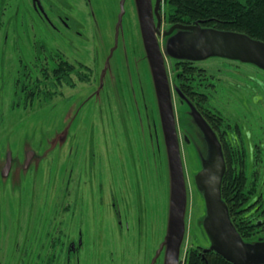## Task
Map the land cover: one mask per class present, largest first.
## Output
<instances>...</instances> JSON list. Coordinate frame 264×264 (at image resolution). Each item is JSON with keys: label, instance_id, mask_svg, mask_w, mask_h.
<instances>
[{"label": "rangeland", "instance_id": "obj_1", "mask_svg": "<svg viewBox=\"0 0 264 264\" xmlns=\"http://www.w3.org/2000/svg\"><path fill=\"white\" fill-rule=\"evenodd\" d=\"M108 2L68 0L71 28L58 33L34 13L31 0H0V264H47L49 257L52 264H65L79 230L83 246L70 264L167 263L178 222L151 59L136 0L124 13L115 0L106 8ZM157 2L151 0L154 10ZM154 22L184 183L179 264L198 245L226 255V245L209 228L203 184L222 156L221 146L205 115L181 93L177 64L187 46L194 74H200L193 90L207 94L204 109L222 115L229 142L244 148L250 192L243 218L253 224L264 213V69L215 53L201 56L208 38L219 32L213 27ZM66 53L91 66L94 75L81 73L86 78L78 80L72 74L70 87L63 85L56 66L68 60ZM28 150L34 155L24 168ZM7 151L12 167L3 177ZM115 185L123 226L129 222L121 232L110 204ZM260 226L243 241L264 240Z\"/></svg>", "mask_w": 264, "mask_h": 264}, {"label": "water", "instance_id": "obj_2", "mask_svg": "<svg viewBox=\"0 0 264 264\" xmlns=\"http://www.w3.org/2000/svg\"><path fill=\"white\" fill-rule=\"evenodd\" d=\"M137 5L143 42L151 59V67L157 89L169 165L172 172V207L174 218L178 222V230L173 234L169 244L166 264H178L180 242L184 230L181 207V199L184 194V183L179 144L174 123L168 80L163 66V56L155 34L151 2L150 0H137ZM186 48L187 46H185L184 49V58L194 59V56L186 55ZM204 48L205 53L201 56L215 53L229 58L251 61L264 69V42L251 39L243 33L219 31L208 38L204 44ZM33 155V150L26 151L24 168H27ZM11 167L12 153L11 151H7L5 163L1 169V175L3 177L8 176ZM223 168L222 160L219 158L203 176L204 198L210 219V231L226 245V255L236 264H257L264 262V241L255 245L244 242L231 222L226 205L221 199Z\"/></svg>", "mask_w": 264, "mask_h": 264}, {"label": "trees", "instance_id": "obj_3", "mask_svg": "<svg viewBox=\"0 0 264 264\" xmlns=\"http://www.w3.org/2000/svg\"><path fill=\"white\" fill-rule=\"evenodd\" d=\"M162 1V2H161ZM155 8L158 17L160 14L166 17L167 23L172 26L183 25L190 28L201 29L213 27L223 32H238L264 42V0H161ZM68 63L63 61L57 70H62L60 80L64 77V71ZM195 69L184 66L182 78L184 81L197 80L200 74L195 75ZM57 73V72H56ZM201 84L202 82L199 81ZM20 84V82H19ZM35 90V88H34ZM185 92L191 98L195 92L186 87ZM199 108L205 116L214 124H218L219 118L207 113L203 107L206 105V94H197ZM218 127L214 124V127ZM215 127V128H216ZM231 144L225 145L226 172L221 183V199L229 212L231 222L236 230L245 239L249 237L256 223H251V218H243L245 205L250 192V179L245 171L244 148H238ZM251 221H250V220ZM247 220V221H246ZM47 264H52L49 257ZM181 264V263H180ZM182 264H236L227 255L200 245L191 247L186 252ZM257 264H264L260 262Z\"/></svg>", "mask_w": 264, "mask_h": 264}, {"label": "flooded vegetation", "instance_id": "obj_4", "mask_svg": "<svg viewBox=\"0 0 264 264\" xmlns=\"http://www.w3.org/2000/svg\"><path fill=\"white\" fill-rule=\"evenodd\" d=\"M80 1L82 2L83 5H86V6L97 4V0H80ZM106 1H109L108 4H106V8H109L110 6H113V1L114 0H106ZM158 1L160 2L161 0H158ZM115 2L118 3L119 7H121L123 9V13H124V10H125V5L129 4L131 9L133 7L132 0H115ZM150 2H151V0H150ZM136 3H137V0H136ZM31 8L34 11V13L40 19H43L48 25L51 26L52 29L54 28L53 29L54 31L59 33L60 31L62 32V29H65V28L70 29L71 28V25H70L71 23L69 22V18H68V15H67L69 13L68 0H31ZM137 8H138V5H137ZM151 8H152V12H154L153 13V17H155V20H156V18H157L156 17V10H154V8L152 7V3H151ZM125 13H127V12H125ZM103 14H105V13L103 12ZM162 18H163L162 24L167 22L164 16H162ZM58 26H60V28ZM163 28L164 27L162 26V29ZM75 33L79 34L78 31H75ZM72 50H75V48H72ZM65 55L68 58V60L64 59L63 61L68 63V66H67V69L64 71V77L62 79L63 85L70 87L69 84L71 83V81H73L72 74H76L78 80L79 79L83 80V79L86 78V75H82L81 73H83V74L88 73V74L94 75L93 71H91L92 67L87 65L79 57L74 58V56H73V58H72V56H70L67 53ZM74 59H76V62H73ZM92 60H93L94 64L97 63L98 55L94 54V59H92ZM194 62H195L194 59H190V58H183V59L178 60L179 64H177V67H179L181 70L177 71V76L176 77H178V79L182 78L181 76H182V73H183V70H184V66H187L189 68H194L196 70V68H195V66L193 64ZM76 66H79L80 68L76 69L75 68ZM57 67L58 66H56V69H57ZM87 67L89 68L88 70L85 69ZM165 72L167 74V68L166 67H165ZM167 76H168V74H167ZM152 77H153V80H154V74L152 75ZM187 83H188V85H187ZM186 87H189L192 90V92H195L194 95H193V98H191L189 95L186 94V92H185ZM192 87H193L192 81H190V82L189 81H183L182 85L180 87L181 90H182L181 93L184 95V97L190 99L196 105V107L204 114V112L199 108V106H198L199 104H198V101L196 99L198 98L197 94H206V93L200 92L198 90H193ZM97 91H98L97 88L95 90H93L90 98L94 97V95L96 94ZM169 91L171 92L170 85H169ZM170 97H171V93H170ZM206 100H207V96H206ZM203 109H204V107H203ZM172 110H173V108H172ZM204 110L207 113H209L211 116H214L215 118L216 117L219 118L218 119L219 121L217 122L218 124H216L214 122V124L218 126V127L215 126L216 127L215 128L214 124H212V122L210 120H208V118L205 116L207 118V120L209 121V123L211 124V126L215 129V131L217 133V137H218V140H219V143H220V146H221V150H222V156L220 157V159L222 160V163H223V166H224V168H223V177H224V173L226 172V169H227L226 168V164H225L226 152H225V149H224V144L228 145V146H229V144H231L229 142V139H228V136H227V133L229 131V128H228L229 124L226 123V121L224 120V117L222 115H220L219 113H217V112L211 113V111H209V110H206V109H204ZM160 118H161V115H160ZM161 121H162V118H161ZM162 130H163L162 145H163V150H164V153H165L166 150H167V144H166V138H165V132H164V129H163V124H162ZM177 137H178V134H177ZM259 148L257 147V155H258V153H260L258 151ZM167 152H168V150H167ZM92 154L94 156V153H92ZM93 159H94V157H93ZM93 165H94V160H93L92 166ZM116 180H117V178H116ZM116 184H117V182H116ZM118 192H119V186L115 185L112 188V191L110 192V200H111L110 204H111V207L113 209L115 220H116V222H118V225L120 226V228H118V229H120V232H121L123 230V227L129 228V222H126L124 224V226H123V223H122L123 221L120 218V212H119V195H118ZM256 201H257V198H256ZM259 206H260V204L256 205V211L257 210L259 211V208H258ZM261 215L260 214L258 215V217L260 216V218L256 222V224H258L259 226L261 225L260 227H262L264 225V213L261 214ZM118 229H117V231H118ZM263 241L264 240H261V241H259V243L263 242ZM82 246H83V235H82V231L79 230V233H78V245L75 246L74 242L71 243L70 247L66 251V262H65V264H70V258L72 256L75 255V257H78V254L80 253V249H81ZM158 260H159V258H158Z\"/></svg>", "mask_w": 264, "mask_h": 264}]
</instances>
